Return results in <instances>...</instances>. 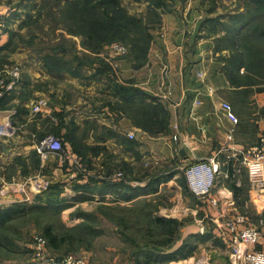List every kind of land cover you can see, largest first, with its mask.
I'll list each match as a JSON object with an SVG mask.
<instances>
[{
  "label": "rangeland",
  "instance_id": "374dc122",
  "mask_svg": "<svg viewBox=\"0 0 264 264\" xmlns=\"http://www.w3.org/2000/svg\"><path fill=\"white\" fill-rule=\"evenodd\" d=\"M74 1L0 0V13L5 14L3 19L0 18V93L3 91L0 96V114H9L6 119L10 126L8 138L15 137L13 141L16 146L34 144L32 147L35 149H28L31 165L37 164L39 159L41 166L48 164L47 159L37 154L39 142L47 135L62 140L63 150L54 159L55 166L59 162L63 164L66 150L64 142L71 138L73 144L79 142L86 157L91 159L99 154L101 157L98 158H103L107 166L111 165L102 176L120 173L119 178L123 179L126 187H120L118 194L126 193L130 199L97 195L93 201L82 197L78 199L82 203L63 212L53 208L47 211L30 210L29 206L38 204L41 200L38 196L41 198L44 193L58 196L57 199L71 196L74 192L68 189L67 182L72 175L76 178L71 181L72 186L81 183L77 180L80 175L77 171H63L61 179H54L52 172L33 173L30 169L23 175L28 176L20 191L23 198H8L2 205L23 203L21 205L25 210L0 226V264H231V246L222 239L221 234L216 233V229L221 227L226 231V222L237 215L246 217L250 225L258 228L264 226V186L255 185L250 180L246 164L239 155L230 158L225 154L216 155L220 168L214 193L227 210L229 206L233 207L228 211L221 209V212L210 208L205 200L197 198L191 191L185 171L192 163L183 166L179 161L184 157L183 154L175 153V157L162 155L161 160L156 156L154 159L161 161L156 165L162 164L163 167L150 171L145 164L146 151L142 155L136 150V136L132 141L125 142L122 134L117 138L121 143L118 147L112 148L110 145V149L98 153L90 148L84 149L83 139L91 138L86 134L96 137L97 134L88 133V130L96 129L97 115L102 118L107 114L106 110H102V104L106 96L110 95L112 84L117 81L118 86L133 85L136 84L133 81L135 79L137 82L146 80L145 71L139 70L144 65L149 64L148 76L151 77V82L146 87L157 94L160 101L167 103L171 110L175 111L183 106L186 95L181 93V89L176 94L172 93V85L164 75L170 63V55L173 57L172 61L181 63L182 67L187 54H182L185 49L173 44L168 37L169 29L171 31L174 26L168 28L166 22L169 21L171 25L177 20L183 31L195 32L194 44L203 48L198 58L204 59V63L208 60L214 62L213 49L224 44V40L219 38L224 31L222 21L216 24L208 20L214 17L231 19V14L246 13L251 0H160L165 1L164 6L158 8L160 21L153 15L157 12L155 1L120 0V5L127 14L142 20L144 26L149 24L153 34L147 60L143 65L136 61L139 65L134 76H130L129 66L122 65L120 68V63L124 64L127 60L135 63L131 45L123 40H113L103 45L98 53L96 49L99 44L90 43L86 38V26L71 6ZM161 42L165 45L170 43L167 53L164 51L166 48L162 49ZM154 43L158 45L155 46ZM229 53V50H222L217 55V61L222 65L220 72L224 74L226 61L223 58ZM103 63H110L108 73L99 72L105 65ZM206 68L199 72L204 77L208 72ZM241 70V74L246 73L245 68ZM14 71H17V75ZM155 71L162 79L158 80L156 75L151 76ZM208 82L214 86L210 79ZM241 82L252 81L246 78L241 79ZM11 83L14 84L8 89L7 85ZM257 85L264 89V83L252 86ZM54 92L58 99L65 100L63 105L66 106L64 109L68 113L67 117L65 112L60 113L59 117L50 112L40 114L49 105L45 98L39 96L46 97L51 103L55 99ZM160 101L157 100L156 103H162ZM256 101L250 96L249 102L240 107L241 114L245 112L244 118L258 110ZM224 103L231 106V113L235 115L232 103L227 99L221 105ZM262 105L264 109V104ZM36 106L39 109L36 110ZM109 110L112 112L110 107ZM183 112L184 109L180 114ZM258 112L264 122V110L259 108ZM73 117L79 123L73 121L75 125L71 124L70 119ZM235 117L236 120L231 119L233 128L243 120L236 115ZM68 121L70 122L67 123ZM213 156L215 155L211 157ZM65 157L70 164L82 167L83 163L73 150L72 153L68 151ZM132 158L137 160L134 171L129 163ZM202 160H195L193 163ZM14 172L15 170H11V174ZM162 173L175 175L152 184L147 189L151 192L149 195H136L139 193L137 191H144L142 189L150 180ZM102 178L104 177H100ZM61 180L65 181L62 183ZM83 191L84 188H79L76 192H81L79 196L86 197ZM69 200L66 198L64 201L68 203ZM219 212L220 216L216 219ZM151 216L165 217L169 221L165 225H159L150 219ZM50 226L57 235L54 243L45 235L44 229ZM83 226L95 230L89 231ZM38 239L45 242L40 256L36 254ZM175 250L179 251L176 253ZM161 251L174 256L170 259L152 256L162 254Z\"/></svg>",
  "mask_w": 264,
  "mask_h": 264
},
{
  "label": "crops",
  "instance_id": "0c3cea01",
  "mask_svg": "<svg viewBox=\"0 0 264 264\" xmlns=\"http://www.w3.org/2000/svg\"><path fill=\"white\" fill-rule=\"evenodd\" d=\"M170 16H173V14H170ZM166 23L168 25V28L170 26H174L171 31L169 29L170 34L168 33V37L172 39L173 44L176 43L179 48L180 46L184 48L185 52H183L182 54H184L185 56L187 54V56L185 58L186 62L182 67H180L181 63H174L172 61L173 57H171L170 55V63L168 62L169 64L167 72L164 77L166 81L170 82V84L172 85V93H175L176 91L181 89V93H184L186 95L185 103L183 102V106L173 111L170 109L167 103L160 101L157 94L152 93V91H150V89L146 87L148 82H151V77L148 76L149 64L148 66L144 65V67L142 66L141 68H139V70L143 69L145 71V75L147 74V77H144V79L146 80L142 82H137L138 80L136 79L132 80L136 82V84H133V86L139 88L140 96L145 100V104L155 105L157 100L162 102L161 104L168 111L169 130L167 132L156 134L147 131L145 130V128L138 125L135 120L132 119L131 116L128 115V113H126V111L124 110V108L129 107L135 108L133 105L137 104L136 99H134V101H128L129 104L125 107L123 106V109L116 108V105L115 107H111L107 104V100H103L102 106L104 108L102 110H106L107 114H105V117L102 118L99 117L100 115L96 116L98 118L96 119L97 127L95 130H88V133H94L97 135L96 137H93L91 136V134H86L87 137L91 138H88L87 140L83 139L84 149L91 148L92 146H102L106 147V149H110V145L112 146V148L118 147V145H120L121 143L117 140V137L107 135L111 133L124 134V136L128 139L127 133L129 131H133L135 133L136 140L138 141L136 150H138L142 155H144L143 151H146V168L150 171H154L160 170L163 167L162 164L161 166L156 165L158 162H161L154 159L156 158V156H159L161 160L162 155L167 154L168 157H175V153L177 155L183 154L184 157H182L179 161L183 166H186L190 162L193 163L195 160L207 159L212 155L216 156L218 153L225 154L230 158V156L235 155V149H232V146L235 148H243L255 143L258 140L263 129V118L262 115L259 114L258 110L259 108L261 110H264L262 109V104H264V89L259 88L258 85L252 86V91H247L249 87L246 85L235 87L231 83L230 79L223 72H220L222 65H220L217 61L219 50L213 49V56L215 58L214 62L210 60H208V62L206 63L202 62L204 61V59L198 58V56L199 53L203 51V48L200 45L198 46L194 44L193 39L195 38V32L183 31V29L179 26V22L177 20L175 21V23L172 22L171 25L169 24V21H167ZM154 44L155 46L158 45V43ZM161 47L163 50L164 48H166V50L164 51H166L167 53L171 45L170 43H167V45H165L161 42ZM124 58L125 57H123V59ZM157 64L158 62L155 64V68ZM122 65L123 67L124 65L129 66L130 76L136 75L137 67L134 66L133 62L127 60L124 64L120 63V68L122 67ZM204 68L208 70L205 77L203 76V73H199L200 71H204ZM177 70H180V72H177ZM215 73L217 74L214 75ZM241 73H243L242 70ZM154 75L159 78V74H157L156 71L151 76ZM176 76L178 77L177 79L175 78ZM130 79L127 80L130 81ZM160 79L162 78H159L158 80ZM209 79L212 83H214V86L209 84ZM174 81H176L177 84ZM115 85L118 86L117 81L114 83L113 87H115ZM53 95L55 96V99L54 101H51V103L46 97L39 96L40 98H45L46 102L49 105V108L44 110L40 114H49L50 112L59 117L60 113L65 112V117H67L66 115H68V113L64 109L66 106L63 105L65 100L61 97H59L61 99H58V96L55 92L53 93ZM109 96L110 95H108V99H111L112 101L114 99L115 101H113V104H115V102L118 100V97ZM250 96L257 100L256 107H258V110L256 108V112L252 113L248 118H244L245 112L241 114V110L239 109L241 106H245L244 103L247 104L249 102ZM225 99H227V101L229 100V102L232 103V106H234L233 108L235 109L234 112L236 113L235 115L237 116V118L239 117L238 119H243L234 128L231 120L233 118L231 117L230 113L223 109L221 105L222 101ZM52 102H54V104ZM109 107L112 109V112L109 110ZM183 109L184 112L181 115L180 113H182ZM8 116V113L6 115L1 113L0 124L7 122L6 119ZM70 120H72L71 124L73 125H75V123L77 122L76 117H73ZM73 121L75 123H73ZM69 122L70 121H68L67 123ZM170 129L171 133L168 134ZM230 133H232L233 135V139L231 141L228 140V135ZM174 135H177V139H174ZM14 138L15 137L8 138V136L0 137V206H2L8 198L10 200L13 198H23V194L20 192L23 187L22 183H25V181L28 180V176L23 175L30 169L33 171V173L40 171H42L43 174H45V171H49V173L52 172L51 175H53L54 179H61L60 176L63 174V171H65V173H69L72 171L73 173H76L77 171L82 176L77 180H79V182L81 183L88 184L91 188V190L83 191V193H86V197H88L86 199L91 201L96 200L95 197L97 195H106V197L110 195V197L118 199L119 197H121V195L124 194H118V192L120 191L118 187L112 188L103 185V180H114L115 178L113 177L114 174L112 175L111 173L110 178L109 176L105 177L106 174L105 176H102V173L105 172L106 169L111 165L107 166V164L104 163L105 160L103 158H98L101 157V155L98 156V154L97 156H93L91 158V161L83 163L82 167L72 165L67 161L65 156L68 154V151L72 153V150L74 151L75 146H80L79 142L73 144L71 139L65 142L66 150H68L67 152L65 150L63 164L59 162L55 166L56 162L54 157L57 154H52L47 158L46 162L49 161L48 164L43 165V167L41 166L40 159L38 160L37 164L31 165V156H29L28 149L29 151L35 149L34 147H32L34 146V144L26 143L16 146V143L13 141ZM168 157L167 160L169 159ZM129 163L131 166H133L134 171L137 160L133 159L129 161ZM11 170H15L14 174H11ZM173 175L175 174H172V176ZM100 177L104 178L100 179ZM70 178L71 180L67 182V184L69 185L68 189H70V191L74 193L69 196L70 198L61 196L65 200L66 198L70 199L69 202L61 208L62 212L66 211V209L69 208L74 209L75 206H77L75 204L82 203V201L74 199L75 197L81 195V192H76V188L72 186L73 183H71V181L75 180L76 178L73 175ZM61 181L63 183L65 180ZM248 181L250 182L249 178ZM149 187H145L144 189H142L144 191L139 192L140 194L138 195H149V193H151L147 191ZM99 189H102L103 191L100 192L98 191ZM38 197L40 198V196ZM49 197V195L44 193V195L40 198L41 200L38 201V204L45 206L43 210L47 211L52 209V206L50 207V205H53L54 203L50 202V200L48 199ZM51 198L52 196L50 197V199ZM221 209L222 211H228L233 209V207L229 206L227 210L225 205L221 203L220 208L217 211H221ZM219 215L220 212L215 218L218 219ZM259 229L264 233V226ZM216 233L221 234L222 239L231 246V251H233V260L231 264H246L242 254L243 251L247 250L248 248H257L264 250V238L255 245H241L238 252L233 249L227 230L225 231L220 227V229H216ZM170 263L172 264V262Z\"/></svg>",
  "mask_w": 264,
  "mask_h": 264
},
{
  "label": "trees",
  "instance_id": "16d2710c",
  "mask_svg": "<svg viewBox=\"0 0 264 264\" xmlns=\"http://www.w3.org/2000/svg\"><path fill=\"white\" fill-rule=\"evenodd\" d=\"M152 1L156 2L154 6L156 8L155 10H157V12L153 15L156 17L155 19L160 21L161 17L158 13V8L164 6L165 1ZM71 6L75 8L82 22L86 26L84 31L86 38L90 41V43L99 44V47L96 49L98 53H100V50L103 48L102 46L108 42H112L113 40H123L131 45L130 50L133 52L132 55H134L133 60L135 63L133 64L135 67H138L139 65L136 61L140 62L141 65L146 62L147 54L153 39V34L150 31L151 26L149 24L144 26L141 23L142 20L129 16L124 8L121 7L120 0H75L74 2H71ZM230 18L231 19L227 18V20H224L220 17H214L208 20L211 22L213 21L216 24L217 22L222 21L221 24H223L222 30L224 31V34L220 35L219 38L224 40V44L217 45L216 50H229L230 52L223 58L226 61L225 66L223 67L225 74L230 79L231 83L236 87L241 85L249 87L255 84L264 83V0H251L246 13L231 14ZM100 64L102 63L100 62ZM103 64L105 65H103L101 69L98 68L99 72L108 73L109 71L107 70L111 69L109 66L110 63ZM242 68L246 69V73H240ZM246 78L248 80L251 79L252 82L242 83L241 79ZM113 85L114 83L112 86ZM252 90L253 87H249V89H247V91ZM109 92L110 96L118 97V100L115 104H113V101L108 99V95L106 96L107 104L111 107H115L116 105V108L123 109V106L125 107L129 104L128 101H134V99L137 100V104L133 105L135 108L129 107L124 108V110L138 125L145 128V130L156 134L168 131L169 120L166 108L161 103H156L155 105L145 104V100L140 96L139 88L133 85H115V87H113ZM107 136L120 138L122 134L111 133ZM129 139V137L127 139L124 136L125 142L132 141ZM81 149V146H75L74 148V152L79 156L80 161L82 163L91 161L90 158L83 154ZM105 149L106 147L102 146H92L90 148L91 151L96 153ZM85 159H87V161ZM165 174L162 173L156 175L154 179L150 180V183H148L146 187L152 186V184H157L162 179L171 177L174 173H170L171 175ZM107 176L110 175L106 174L105 177ZM79 177L82 176L79 175ZM103 182V185L112 188L126 187L123 179L119 177L114 180H103ZM75 188L76 190L79 188L91 190L89 185L86 183H78L75 185ZM101 190L98 191L102 192ZM138 194L140 193H137L136 195ZM49 196H52L51 199L50 197L48 198L50 202L54 203L53 205H50V207L52 206L51 208L55 211H61V208L66 204L64 201L65 199L63 197L57 199L58 196L53 195ZM82 197L88 198L84 196H77L74 199L78 200ZM121 197H123L122 200L130 199L126 193L121 195ZM38 199L40 200V198ZM21 204L23 203L17 202L9 206H0V226H3L6 221L11 220L14 215L16 216L18 213L25 210ZM44 208L45 206L41 204L29 206L30 210L36 209L43 211ZM150 219H152L155 223L157 222L159 225H165L169 221L165 217L156 218L151 216ZM85 228L89 231L95 230L90 227ZM44 230L47 238L54 243L57 238V235L53 232L54 228L50 226ZM179 250H175L174 252L177 253ZM161 253L162 254L157 255L152 254V256L156 258L166 257L167 259L174 256L172 253H168L166 251H161Z\"/></svg>",
  "mask_w": 264,
  "mask_h": 264
},
{
  "label": "built area",
  "instance_id": "2783aa9c",
  "mask_svg": "<svg viewBox=\"0 0 264 264\" xmlns=\"http://www.w3.org/2000/svg\"><path fill=\"white\" fill-rule=\"evenodd\" d=\"M4 15V13H0V18L3 19ZM14 73L17 75V71H14ZM13 84L14 83L7 85L8 89L11 88ZM2 93L3 91H1L0 96H2ZM222 107H224L223 109L230 113L231 117L236 120V117L231 113V106L229 104L224 103ZM35 109L37 110L39 107L36 106ZM8 131H10V126L7 122L0 124V137L8 136ZM128 136L130 139H133L135 133L129 131ZM174 139H177V135H174ZM232 139L233 135L230 133L228 135V140L231 141ZM232 149H235V155H239L246 164L250 180L256 185L264 186V122L262 132L256 143L243 148H235L232 146ZM37 150L41 158L47 159L50 155L57 154L63 150L62 140L47 135L39 142ZM219 168L220 162L216 156H213L192 163L185 171L189 187L193 194L197 198L205 200L210 208L215 210H218L221 205L220 198L214 193L216 176ZM119 176L120 173H116L113 177L118 178ZM226 230L229 234L233 249L238 252L241 245H255L264 238V233L258 227L248 224L246 217L243 215H237L234 219L227 221ZM44 245L45 242L38 239L36 245V254L38 256H40L41 252L44 250ZM242 255L246 264H264V250L262 249L248 248L243 251Z\"/></svg>",
  "mask_w": 264,
  "mask_h": 264
}]
</instances>
